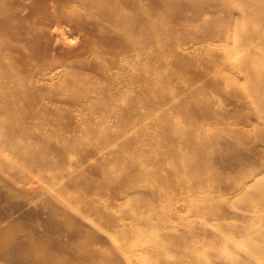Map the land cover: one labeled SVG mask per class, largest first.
<instances>
[{"label": "rangeland", "instance_id": "1", "mask_svg": "<svg viewBox=\"0 0 264 264\" xmlns=\"http://www.w3.org/2000/svg\"><path fill=\"white\" fill-rule=\"evenodd\" d=\"M27 2L39 5L38 0ZM22 3L0 0V45L5 44L3 53L11 57L13 70L28 81L24 95L12 97L19 110L0 111V155L38 177L29 186L15 187L16 239L57 257L66 255L62 246L90 236L142 243L152 239L158 242L157 255L168 253L173 264L264 261L263 254L246 255L251 234L264 230V126L253 117L254 106L233 94L229 84L250 87L253 82L243 72L224 68L222 55L192 48V41L179 45L200 29L184 21L185 28L176 24L178 12L194 13L184 0L166 2L158 10V22L173 27L172 36L158 32V41L168 45L156 64L161 101L153 111L135 116L127 130L122 107L111 112L75 108L73 97L60 93L55 97L61 108L45 112L40 107L37 96L45 99L50 93L42 92V76L30 81L28 69L42 70V56L30 46L42 12L17 13ZM15 16L26 21L24 26H12ZM217 19L230 23L225 14ZM215 44L231 47L225 39ZM233 55L231 62L240 64L246 52L236 49ZM216 72L226 81L216 78ZM28 98L33 110L26 109ZM16 116L22 121L16 123ZM8 122L9 129L4 127ZM170 124L177 126L178 138L168 135ZM8 130L21 136L14 140ZM26 151L30 154L22 156ZM126 176L132 184L120 188ZM82 214L105 232L91 229ZM141 215L150 217L147 223Z\"/></svg>", "mask_w": 264, "mask_h": 264}, {"label": "bare ground", "instance_id": "2", "mask_svg": "<svg viewBox=\"0 0 264 264\" xmlns=\"http://www.w3.org/2000/svg\"><path fill=\"white\" fill-rule=\"evenodd\" d=\"M166 2L173 4L178 0H38L37 7L23 0L17 13L35 10L36 15L42 12L30 42L34 51L42 56V70L28 69L30 81L42 76V92L50 93L45 99L37 96L40 107L45 112L61 108L62 104L55 97L59 93L72 96L74 101L71 105L75 108L90 110L101 107L111 112L122 107L126 109L121 118L124 130L138 114L153 111L161 101L156 64L159 55L164 56L168 48L166 42L158 41V32L161 29L160 32L167 37L173 33V27L158 22V10ZM184 2L194 13L187 15L184 11L178 12L176 24L183 28L187 25L182 21L194 24L204 33L196 30L197 34L186 36L179 41V45L192 41V48L199 47L222 55L224 68L251 77L253 84L250 87L230 81L232 91L229 92L239 94L242 100L251 103L254 106L253 117L260 119L264 126V0ZM219 14L229 17L228 26L217 22ZM25 23L15 16L12 26L20 28ZM237 30H241V33L235 34ZM232 32L234 34L231 35ZM224 39L227 44L231 43L230 49L215 44ZM38 41L40 48L36 46ZM71 41L75 42L72 44ZM4 45H0V111L19 110L18 102H12V97H22L28 81L13 70L11 57L3 53ZM236 49L246 52L240 64L231 62V59H235L233 52ZM24 51L19 50L25 57ZM215 76L225 80L220 72H216ZM26 101V109L33 110L31 99ZM200 103L204 107L210 106L206 100H200ZM214 105H217L215 101ZM18 120L22 121L16 116V123ZM11 121L14 122L13 118ZM4 127L9 129V122ZM171 127L170 124L166 130L168 135L178 138L177 126ZM8 135L16 140L21 133L8 130ZM20 153L22 156L30 154L29 151ZM129 164L132 165L131 161ZM36 178L31 170L20 168L7 156L0 155V264H173L168 253L157 255L158 242L152 239H144L145 243H142L89 236L67 247L60 245L63 247L61 252L66 254L60 257L53 255V252L43 255L36 247H25L22 241L16 239L12 200L17 185L29 186ZM132 181L126 176L120 179L119 186L127 187ZM250 185L241 184L243 187ZM141 216L146 223L150 219L146 215ZM82 217L94 231L105 232L90 215L82 214ZM250 240L246 255L249 258L264 255V230L254 231ZM226 247L229 248L228 245ZM259 264H264V261L260 260Z\"/></svg>", "mask_w": 264, "mask_h": 264}]
</instances>
